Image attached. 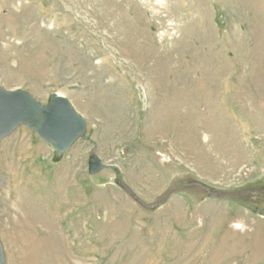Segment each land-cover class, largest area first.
<instances>
[{
	"label": "rangeland",
	"instance_id": "rangeland-1",
	"mask_svg": "<svg viewBox=\"0 0 264 264\" xmlns=\"http://www.w3.org/2000/svg\"><path fill=\"white\" fill-rule=\"evenodd\" d=\"M263 61L264 0H0V87L86 123L2 141L5 264H264Z\"/></svg>",
	"mask_w": 264,
	"mask_h": 264
},
{
	"label": "water",
	"instance_id": "water-1",
	"mask_svg": "<svg viewBox=\"0 0 264 264\" xmlns=\"http://www.w3.org/2000/svg\"><path fill=\"white\" fill-rule=\"evenodd\" d=\"M68 100L50 95L46 105H40L27 92L4 91L0 87V145L19 126H25L55 153V162L80 138H84L86 123L70 107ZM105 165L94 155L88 157L89 175L104 170ZM0 243V264H5Z\"/></svg>",
	"mask_w": 264,
	"mask_h": 264
},
{
	"label": "bare ground",
	"instance_id": "bare-ground-1",
	"mask_svg": "<svg viewBox=\"0 0 264 264\" xmlns=\"http://www.w3.org/2000/svg\"><path fill=\"white\" fill-rule=\"evenodd\" d=\"M249 1V0H248ZM257 8V7H256ZM259 29V28H258ZM151 48V47H150ZM256 51V50H255ZM145 53V52H144ZM261 57V56H260ZM262 58V57H261ZM160 60V59H159ZM163 61V60H162ZM166 62V61H165ZM260 62H262V61H260ZM264 62V61H263ZM165 71V70H164ZM188 71V70H187ZM186 71V72H187ZM166 72V71H165ZM183 74H185V73H183ZM204 82V81H203ZM201 83H202V81H201ZM198 84V83H197ZM170 98V97H169ZM196 132V131H195ZM190 134V133H189ZM188 134V135H189ZM187 138V137H186ZM189 139V138H188ZM185 144V143H184ZM38 148V147H37ZM39 149V148H38ZM200 156V155H199ZM15 192H16V194H15V196L13 197L14 199H13V201L12 202H10L11 203V205H12V208L15 210V211H17V210H19L18 212H27V213H31V215L32 214H34L35 215V213L34 212H32L33 211V209H32V207H30V206H28V205H26L25 204V202H24V200H21V199H23L22 198V196H21V194L18 192V190L17 189H15ZM73 205V204H72ZM75 205V204H74ZM21 210V211H20ZM14 213H16V212H14ZM14 215V214H13ZM23 215V214H22ZM9 216H10V214H9ZM15 216V215H14ZM34 217V216H33ZM18 218V217H17ZM18 219H20V218H18ZM32 219V218H31ZM36 219H38V218H36ZM13 220V219H12ZM22 220V219H21ZM33 221H34V219H33ZM16 222H17V220H16ZM21 222V221H20ZM41 222H45V221H40V223ZM23 223V222H22ZM22 223H21V225H22ZM19 224V223H18ZM17 224V225H18ZM45 225V224H44ZM16 226V225H15ZM20 226V225H19ZM24 226H25V224H24ZM47 227L49 226V225H46ZM41 227V226H40ZM49 227H51V226H49ZM42 228V227H41ZM54 228V227H53ZM26 229V228H25ZM45 229H46V227H45ZM49 230H51L50 228H48ZM43 230V229H42ZM45 231V230H44ZM58 235V234H57ZM61 238V237H60ZM42 242V241H41ZM40 242V243H41ZM35 245H36V243H35ZM36 247V246H35ZM32 248V247H31ZM33 250V249H32ZM45 250V249H44ZM53 251H55L54 249H53ZM55 255V254H54Z\"/></svg>",
	"mask_w": 264,
	"mask_h": 264
},
{
	"label": "clouds",
	"instance_id": "clouds-1",
	"mask_svg": "<svg viewBox=\"0 0 264 264\" xmlns=\"http://www.w3.org/2000/svg\"><path fill=\"white\" fill-rule=\"evenodd\" d=\"M157 3L163 4L165 3V0H157Z\"/></svg>",
	"mask_w": 264,
	"mask_h": 264
}]
</instances>
